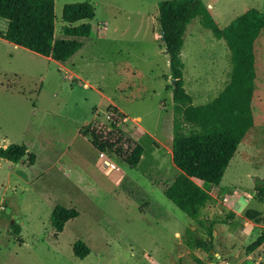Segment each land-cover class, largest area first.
Instances as JSON below:
<instances>
[{
  "label": "rangeland",
  "instance_id": "1",
  "mask_svg": "<svg viewBox=\"0 0 264 264\" xmlns=\"http://www.w3.org/2000/svg\"><path fill=\"white\" fill-rule=\"evenodd\" d=\"M83 1L95 7L92 32L65 62L0 36V147L25 144L36 155L33 165L0 159V264L264 263V247L247 251L264 232V199L255 195L264 178V29L255 42L254 126L221 184L196 181L213 196L196 222L164 194L180 170L171 153L174 104L158 21L162 0H55L57 38H65V4ZM202 1L221 28L250 8L264 11V0ZM7 24L0 18V33ZM182 60L195 104L211 101L230 81L226 41L199 18L185 33ZM93 128L141 143L138 166L113 153L100 157ZM57 205L80 212L58 237L51 223ZM259 209L260 215L247 214ZM209 220L216 221L212 242ZM80 239L91 249L85 258L73 252Z\"/></svg>",
  "mask_w": 264,
  "mask_h": 264
},
{
  "label": "trees",
  "instance_id": "2",
  "mask_svg": "<svg viewBox=\"0 0 264 264\" xmlns=\"http://www.w3.org/2000/svg\"><path fill=\"white\" fill-rule=\"evenodd\" d=\"M161 35L165 52L169 56L173 94L172 160L180 170L164 194L194 221L198 222L202 210L213 200L206 188L197 184H221L231 160L235 157L247 132L254 126L253 97L256 88L255 41L264 29V11L250 8L221 28L214 20L208 6L202 0H162L158 3ZM96 16L89 1L67 3L63 9L65 38H57L55 0H0V18L7 20L0 36L30 51L65 62L82 46V38L92 32L91 20ZM196 18L203 27L224 39L231 53L230 81L211 101L195 104L192 94L185 87V63L182 51L185 33ZM92 143L101 153L115 154L131 167L140 163L144 146L134 140H125L118 131L105 132L99 128L91 131ZM88 132L84 131L86 136ZM108 134V135H107ZM116 137V138H115ZM115 138V139H114ZM123 142V143H122ZM28 164L36 161L35 153L27 145L12 143L0 147V159ZM255 195L264 199V178L257 181ZM259 214L258 211H247ZM76 207L57 205L51 214L55 236L63 232L66 223L78 217ZM231 217L234 213H231ZM206 225L210 241L214 239V223ZM15 233L20 227L13 225ZM264 243L262 232L247 248L248 253ZM90 247L83 240L73 244V252L80 258L90 254ZM264 264V263H261Z\"/></svg>",
  "mask_w": 264,
  "mask_h": 264
},
{
  "label": "crops",
  "instance_id": "3",
  "mask_svg": "<svg viewBox=\"0 0 264 264\" xmlns=\"http://www.w3.org/2000/svg\"><path fill=\"white\" fill-rule=\"evenodd\" d=\"M103 29H106V24L103 26ZM255 42H256V41H255ZM82 47H83V46H82ZM82 47H81V48H82ZM227 47H228V46H227ZM81 48H80V49H81ZM183 49H184V48H183ZM228 49H229V48H228ZM229 51H230V50H229ZM230 55H231V53H230ZM184 78H185V77H184ZM85 86H89V84L87 83V85H85ZM135 118H142V117H141V116H136ZM99 152H100V151H99ZM171 153H172V150H171ZM228 198H229V197H228ZM243 199L246 200L245 198H243ZM228 201H230V200H228ZM240 201H241V200L238 199V202H236V203L239 204ZM236 203L233 202V206H234V207L237 206ZM227 204L229 205V202H228ZM246 204H247V205H250V201H247ZM233 206H232V207H233ZM229 207H230V206H229ZM231 209H232V208H231ZM257 211H258V210H257ZM258 212H259V215L262 214V209H259ZM236 213H237V212H236ZM237 214H238V213H237ZM64 229H65V228H64ZM263 247H264V243L262 244V246L260 247V249H262Z\"/></svg>",
  "mask_w": 264,
  "mask_h": 264
},
{
  "label": "water",
  "instance_id": "4",
  "mask_svg": "<svg viewBox=\"0 0 264 264\" xmlns=\"http://www.w3.org/2000/svg\"><path fill=\"white\" fill-rule=\"evenodd\" d=\"M162 40L164 41V36H162ZM174 86H176V82L174 79H172V82H171Z\"/></svg>",
  "mask_w": 264,
  "mask_h": 264
},
{
  "label": "built area",
  "instance_id": "5",
  "mask_svg": "<svg viewBox=\"0 0 264 264\" xmlns=\"http://www.w3.org/2000/svg\"><path fill=\"white\" fill-rule=\"evenodd\" d=\"M100 154H102V156H100ZM100 154H99L100 157H104L106 153H101L100 152ZM106 162H108V161H105V164H109V162L108 163H106ZM112 166H114V165H112Z\"/></svg>",
  "mask_w": 264,
  "mask_h": 264
}]
</instances>
